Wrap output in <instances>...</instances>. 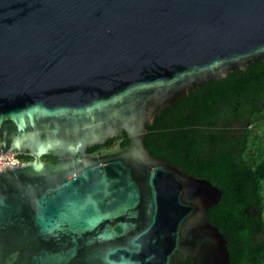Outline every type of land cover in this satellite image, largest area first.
I'll return each mask as SVG.
<instances>
[{"label":"water","instance_id":"95a60500","mask_svg":"<svg viewBox=\"0 0 264 264\" xmlns=\"http://www.w3.org/2000/svg\"><path fill=\"white\" fill-rule=\"evenodd\" d=\"M254 61L264 0H0V154L32 158L0 168V264H231L222 190L143 138Z\"/></svg>","mask_w":264,"mask_h":264},{"label":"trees","instance_id":"16d2710c","mask_svg":"<svg viewBox=\"0 0 264 264\" xmlns=\"http://www.w3.org/2000/svg\"><path fill=\"white\" fill-rule=\"evenodd\" d=\"M264 61L213 79L165 107L143 143L165 160L222 190L207 218L224 235L231 264H264ZM121 137L118 136V139ZM116 138L87 149L101 151ZM128 137L118 140L126 145ZM27 156L25 160H30ZM253 209L257 217H253ZM262 227L255 226V221ZM260 234L256 241L254 238ZM253 239V241H252ZM178 264H193L185 259Z\"/></svg>","mask_w":264,"mask_h":264},{"label":"flooded vegetation","instance_id":"af4514ba","mask_svg":"<svg viewBox=\"0 0 264 264\" xmlns=\"http://www.w3.org/2000/svg\"><path fill=\"white\" fill-rule=\"evenodd\" d=\"M121 139H122V137H121L120 139H118V137H116L115 145L118 144V143H117L118 140H121ZM107 141H108V140H107ZM113 146H114V145H113ZM113 146H112V147H113ZM105 148H111V147H105ZM105 148H102L101 150H103V149H105ZM27 156H29V155H27V154H21V158L24 160V162H25V161H29V160H25ZM41 158H42V160H50V161H56V160H57V158H56L55 156L51 155V154L43 155ZM31 159H32V158H31ZM31 159H30V160H31ZM263 184H264V182H263ZM252 213H253V214H252L253 217L256 218V217H257V216H256V215H257V211H256L255 209H253V212H252ZM262 215L264 216V212H263V213L261 212V216H262ZM256 225H257L258 228H261V227H262V223H260V222L257 221V220L255 221V226H256ZM262 232L264 233V230H262ZM259 236H260V234H257L256 237L254 238V240L257 241V240L260 238ZM252 241H253V239H252ZM187 259H189V258H187ZM189 260H190V259H189ZM248 264H253V262L250 261Z\"/></svg>","mask_w":264,"mask_h":264},{"label":"built area","instance_id":"2783aa9c","mask_svg":"<svg viewBox=\"0 0 264 264\" xmlns=\"http://www.w3.org/2000/svg\"><path fill=\"white\" fill-rule=\"evenodd\" d=\"M23 162L21 154H0V168L18 165Z\"/></svg>","mask_w":264,"mask_h":264},{"label":"rangeland","instance_id":"374dc122","mask_svg":"<svg viewBox=\"0 0 264 264\" xmlns=\"http://www.w3.org/2000/svg\"><path fill=\"white\" fill-rule=\"evenodd\" d=\"M259 132H264V127H262V129ZM264 143V142H263Z\"/></svg>","mask_w":264,"mask_h":264}]
</instances>
